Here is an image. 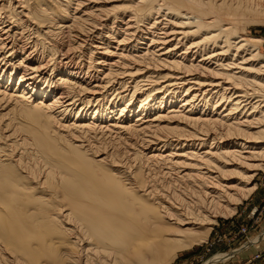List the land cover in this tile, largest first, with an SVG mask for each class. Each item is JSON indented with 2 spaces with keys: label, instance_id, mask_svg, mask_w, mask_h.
Returning <instances> with one entry per match:
<instances>
[{
  "label": "bare ground",
  "instance_id": "obj_1",
  "mask_svg": "<svg viewBox=\"0 0 264 264\" xmlns=\"http://www.w3.org/2000/svg\"><path fill=\"white\" fill-rule=\"evenodd\" d=\"M262 20L264 0H0V264L206 240L264 166Z\"/></svg>",
  "mask_w": 264,
  "mask_h": 264
},
{
  "label": "rangeland",
  "instance_id": "obj_2",
  "mask_svg": "<svg viewBox=\"0 0 264 264\" xmlns=\"http://www.w3.org/2000/svg\"><path fill=\"white\" fill-rule=\"evenodd\" d=\"M262 21L259 25L248 22L244 28L248 34L262 40L260 50L264 54ZM252 184L254 190L245 194L233 213L216 215L211 230L207 236L203 235L206 240L202 237L198 244L176 252L165 264H264V166L254 172ZM222 255L225 260H213Z\"/></svg>",
  "mask_w": 264,
  "mask_h": 264
}]
</instances>
